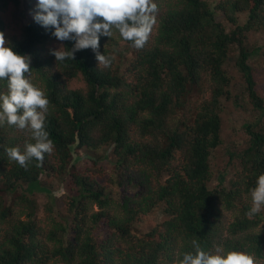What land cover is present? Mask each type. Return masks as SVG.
<instances>
[{"label": "trees", "instance_id": "trees-1", "mask_svg": "<svg viewBox=\"0 0 264 264\" xmlns=\"http://www.w3.org/2000/svg\"><path fill=\"white\" fill-rule=\"evenodd\" d=\"M24 1L0 0V32L15 51L31 57L30 79L50 101L46 130L55 147L25 169L5 149L23 150L34 143L31 133L0 126V264H173L192 251L193 240L205 251L241 250L264 264V210L247 215L250 191L264 173V99L245 45L249 32L264 31V0H218L213 7L206 0H155V24L143 48L115 29L111 38H101L100 51L113 57L107 68L91 49L56 63L50 49L61 44L68 50L73 42L56 40L34 21L36 0ZM22 11L29 20L17 19ZM120 41L132 51L127 61L120 51L113 54ZM233 49L258 116L244 124L249 139L235 154V177L210 187L222 101L230 99L224 66ZM204 90L205 99L193 109L191 93ZM6 91L0 81V92ZM106 146L112 148L109 188L98 180L105 171L95 167L97 160L85 170L73 164L77 151ZM44 175L69 185L63 210L48 203L38 216L36 200L26 194L50 192ZM113 187L119 196H112ZM157 209L165 218L137 235L135 224Z\"/></svg>", "mask_w": 264, "mask_h": 264}, {"label": "clouds", "instance_id": "clouds-1", "mask_svg": "<svg viewBox=\"0 0 264 264\" xmlns=\"http://www.w3.org/2000/svg\"><path fill=\"white\" fill-rule=\"evenodd\" d=\"M157 12L155 0H36L32 16L56 40L73 42L68 50L50 49L56 63L75 60L76 52L91 49L98 64L107 68L113 57L100 51L101 38H111L115 29L124 41L141 49L149 40ZM30 65L31 57L15 51L0 32V81H6L7 88L0 92V126L6 123L31 133L34 143L26 142L23 150L5 149L7 157L25 169L33 160L42 163L55 147L46 130L50 101L45 91L32 83ZM250 196L247 215L251 217L264 210V173L256 178ZM191 247L192 251L176 257L173 264H255L254 258L241 250L217 247L205 251L195 240Z\"/></svg>", "mask_w": 264, "mask_h": 264}, {"label": "rangeland", "instance_id": "rangeland-1", "mask_svg": "<svg viewBox=\"0 0 264 264\" xmlns=\"http://www.w3.org/2000/svg\"><path fill=\"white\" fill-rule=\"evenodd\" d=\"M24 1V0H22ZM212 7L216 5L218 0H206ZM25 2V1H24ZM24 5V4H23ZM22 9V5H21ZM215 18L217 21L221 22L226 31H230L232 27L224 18L220 11H215ZM17 19L27 21L29 20L31 14L22 11L19 15L17 13ZM240 18H244V14L240 15ZM245 45L249 52L248 64L252 67L254 78L257 82V92L264 99V31L259 32H249L247 35ZM61 47V44H57L56 48ZM113 54H117L116 51H120L119 58L127 61L126 59L132 56V51L128 50L125 42L120 41L116 46ZM237 52L233 49L225 63V70L231 79L229 86L230 99H225L222 101L221 109V144L215 149L211 156V168L213 172V177L210 181V187L217 186L219 184L228 185L229 181L235 177L236 172L239 169V161L235 154L240 153L248 142V134L245 131L244 124L249 122H254L257 119V112L254 110L252 104L250 103L246 92L244 91V82L241 73L237 70L236 61ZM124 62V61H122ZM75 86H83L81 80H76ZM207 91H196L191 93L189 99V105L194 109L198 106L201 101L205 99ZM264 123V117H263ZM264 125V124H263ZM111 147H103L96 152H87L85 150H79L73 157V164L85 170L94 166L93 160L98 161V166L104 169L105 173L103 177H98L101 183L107 188L110 187L108 181V167H110V160L112 158ZM99 158V160H98ZM43 185L50 190V192H38L30 195L26 194L28 198L33 196L38 204L37 215L42 216L44 213V206L48 203L54 204L60 210H63L64 202L66 200L69 180L61 179L58 176H46L44 175ZM23 188H19L20 193ZM54 193H59L57 196ZM112 196H119V190L115 187L112 188ZM15 196V195H14ZM5 199L8 200L5 195ZM96 210V206L93 207ZM165 218L161 209H157L151 213L145 220L135 224V232L137 235H141L143 232L148 231L156 223L161 222ZM105 234L103 235V237Z\"/></svg>", "mask_w": 264, "mask_h": 264}]
</instances>
